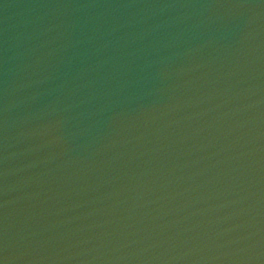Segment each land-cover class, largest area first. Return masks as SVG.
Returning <instances> with one entry per match:
<instances>
[{"label": "water", "instance_id": "95a60500", "mask_svg": "<svg viewBox=\"0 0 264 264\" xmlns=\"http://www.w3.org/2000/svg\"><path fill=\"white\" fill-rule=\"evenodd\" d=\"M0 264H264V0H0Z\"/></svg>", "mask_w": 264, "mask_h": 264}]
</instances>
